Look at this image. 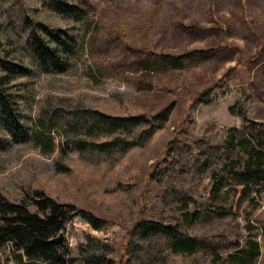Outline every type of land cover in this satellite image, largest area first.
Here are the masks:
<instances>
[{
    "label": "rangeland",
    "instance_id": "obj_1",
    "mask_svg": "<svg viewBox=\"0 0 264 264\" xmlns=\"http://www.w3.org/2000/svg\"><path fill=\"white\" fill-rule=\"evenodd\" d=\"M71 1L80 16L0 0V53L17 46L32 69L14 88L31 138L0 149V196L31 202L38 191L102 219L94 229L77 216L62 231L72 264L91 252L115 264H230L250 240L260 252L244 264H264V190L235 208L226 173L241 169L238 141H264V0ZM39 21L77 34L63 73L29 57ZM213 175L229 182L211 194ZM139 220L175 225L198 246L173 252L167 235L134 231ZM0 263L17 264L10 243Z\"/></svg>",
    "mask_w": 264,
    "mask_h": 264
},
{
    "label": "trees",
    "instance_id": "obj_2",
    "mask_svg": "<svg viewBox=\"0 0 264 264\" xmlns=\"http://www.w3.org/2000/svg\"><path fill=\"white\" fill-rule=\"evenodd\" d=\"M49 7L71 16H80L81 12H84L81 6L71 0H49ZM77 42V34L73 31L39 21L35 23V28L29 31V57L42 72L60 74L68 69L69 56ZM8 50L7 53H0V149L6 146V142L18 144L31 138L30 130L24 123L21 95L16 93L14 88L19 79L29 78L32 69L25 63V55L17 46ZM164 56H169L175 62L181 57L173 54ZM232 109L233 107L230 108ZM138 118L141 116L128 119ZM233 140L234 138L230 140L227 136L224 146L235 144ZM237 147L240 155L235 165H241V169L229 165L227 172L225 171L227 176L233 175L237 181L233 187L235 208H239L253 190L256 193L264 190V141L260 136L255 141L246 138L238 141L234 149ZM243 157L245 159L242 163ZM216 175H213L211 194L220 192L229 182L227 177L223 179ZM31 199V202H12L0 196V247L10 243L17 264H72L73 258L69 257L66 251H61L63 245H54L50 239L63 231L77 216L90 223L94 229L101 227L102 219L73 204L59 203L38 191H34ZM30 206L34 209H30ZM195 212L188 215L190 219L195 218ZM133 230L138 231L142 238L159 233L167 235L171 238L170 250L173 252H194L198 246L194 238L185 236L177 226L169 223L139 220L134 224ZM247 244L244 253L229 254L227 262L244 264L247 260L257 257L260 252L258 243L250 240ZM82 263L115 264L104 252L86 254Z\"/></svg>",
    "mask_w": 264,
    "mask_h": 264
},
{
    "label": "water",
    "instance_id": "obj_3",
    "mask_svg": "<svg viewBox=\"0 0 264 264\" xmlns=\"http://www.w3.org/2000/svg\"><path fill=\"white\" fill-rule=\"evenodd\" d=\"M64 234L62 231H60L55 237L50 239V242L54 245H63L64 244Z\"/></svg>",
    "mask_w": 264,
    "mask_h": 264
}]
</instances>
